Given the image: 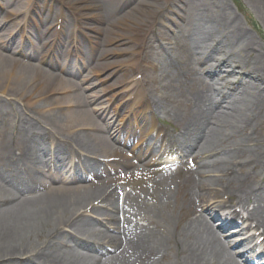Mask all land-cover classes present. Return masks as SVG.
<instances>
[{
    "label": "bare ground",
    "instance_id": "bare-ground-1",
    "mask_svg": "<svg viewBox=\"0 0 264 264\" xmlns=\"http://www.w3.org/2000/svg\"><path fill=\"white\" fill-rule=\"evenodd\" d=\"M48 1L51 2L47 5ZM162 1L164 2L165 0H141V10L136 9L134 12L118 18L115 23L117 25L115 27L118 29L115 32L117 35L115 40H118L121 45L126 42H133L135 45L141 46L143 40L141 41L136 29L137 25H139L137 23L140 21L139 14L142 11L147 18L151 17L155 5H160ZM45 2L46 7L44 6V10H51L50 7H52L53 0H45ZM56 2L59 5L56 11L50 13L48 17L43 16L39 20L38 17H33L34 15L29 14L34 6L32 0H0V11L4 10L6 12L3 20H0V100L3 99L0 102V112L7 108L12 109V103L15 106L17 103L20 106L18 105L14 108L18 107L31 122L28 124L29 131L26 133L27 135L19 137L14 145L8 146L4 155L9 158H18L24 163L27 162L25 163V167H27L33 152L30 146L31 143L37 144L39 142L36 140L47 137L51 139L61 137L67 148L75 151L80 157L85 154V159L83 160L85 172L81 173L77 170V166H71V160L67 162L66 146H63V149L55 148L53 152L55 157V167L53 168L56 169L58 175L54 176L51 172L52 167L49 166V177L47 178L50 183L46 181L47 185L43 182L39 186L37 185V190L42 189V193L44 192L45 195L24 198L18 200L15 204L8 205L6 193H0V223H2V226L0 225V258H9L11 260L30 254L31 258L29 260L35 262L40 253L48 255L50 251H54H49L51 243L67 228H71L74 233L81 236L77 239L73 235L64 232L80 248L84 245L86 246L90 240L97 241V231L86 228L83 223L79 222V218L86 216L83 214L87 210L86 207H88L86 203L94 200L92 198L98 195V198L102 199L101 202L105 206L123 214V221L122 219L114 220L116 228L123 234L124 241L117 236H108L109 242L113 246V254L111 260L105 264H238L219 236L206 229V224L208 223H205L203 216L195 220L189 218L188 221L187 217L193 215L194 212H197L200 207L205 205V207H208L206 209L208 215L216 216V218L218 215L221 225L229 228L232 223L225 220L229 216H226V209L220 198H222V194L230 192L232 194L235 193L239 200L241 199L239 202L244 211L248 210L246 209L247 206L253 205V209L248 215L256 219V217L261 216L260 212L264 213V209L260 206L261 196L264 193L257 190L262 184L254 181L239 182L230 188L229 186H223L224 183L221 178L215 177L206 179L200 184V181L194 179L195 176H201L203 173L198 170V167L191 169L189 172L187 171L186 175L179 180L170 177L148 181L145 178L146 174H141L138 170H133L130 173L124 172V175L118 178L119 181H130L129 183L133 186H143L147 181L150 184L138 194L124 192V190L114 187V181L113 183L106 182L107 185L111 184L109 187L107 186L109 191L107 187H104L105 183L93 185L81 183L87 182V177L89 178L90 176L94 177L95 180L103 178L101 177L104 175L103 167H117L122 164H125L126 167L131 166L130 162L132 160L128 159L129 156L115 148V145L110 140L113 137L117 143L123 145L126 140L135 141L137 137L130 130L131 120L134 122L138 121V127L140 128L147 126L148 131H146V134L158 129L154 120L150 118V113L154 112L153 107H157L160 100L152 96L148 98L146 95L145 97L144 90L141 87L143 82L133 80L131 76L128 81L124 82L123 88L120 89L123 93L128 94L129 103H127L118 122H114V117L118 114L117 110L120 108V104H117V107L113 110L112 113L114 115L111 118H109L110 107H103V110L100 111L91 107L92 103L99 100L98 94L100 92L94 91L95 95L85 96L84 91L89 89L90 86L84 87V83L92 76L94 78L103 73L112 65L109 61L99 63L100 59L109 58L129 50L127 48L123 50H100L101 42H99V45L97 40L94 39V37L96 38V32L100 28L97 25L99 24L98 21L107 12L106 5H101L98 0H57ZM188 3L189 0H184L180 8L186 10L185 6ZM119 10L115 11L114 14L119 13ZM71 18L76 23L73 31L69 29ZM34 20L40 24L56 22V26L62 25V33L58 37L52 27H48L43 33L45 37L53 38L52 44L57 40L56 44L63 46L67 44V46H70L72 42L76 41L82 48L85 45H82V41L79 40L80 34L78 32L81 30L79 23H85L86 30L92 33L86 37L89 43L87 45L90 46L89 51L87 52L83 49V60H85V63L80 61L82 63L79 64L80 70H75L76 63L72 62L67 71V75L80 78V82H77L74 78L70 79L51 73L45 67L31 63L32 61L42 64L47 63L49 62V56L53 55L52 44L33 43L34 48L33 46L31 48L27 39L23 38L25 36L23 35L24 27L29 22H35ZM229 20L227 16L224 18V32H220L216 36L215 32L207 30L204 26L200 27L197 23L193 24L194 20L187 18L186 23L189 24V27L192 26L196 45L200 49L201 63H204L205 66V68L202 67V71L205 72V75L221 74L220 79H223L224 74L235 72V68H237L236 58L232 57V53L228 51L225 53L221 41L217 40L218 37H224L228 45L238 43L237 46L240 51L244 47H250L253 50H257V52L262 51L261 49H256L255 45L253 47L254 37L251 34L231 27L232 21ZM32 26H34V23ZM121 30L124 32L120 33ZM125 31L129 33L127 34ZM14 32L15 34H13ZM19 32L22 34L17 37ZM144 36L149 42L150 35L145 34ZM99 50L101 52L97 56L96 52ZM240 51L239 56L242 55ZM69 53L70 50L64 55L62 59L63 65L71 56ZM217 53L224 54V59L217 58L215 56ZM73 56L75 55L73 54L71 57ZM57 58L54 55L52 59L54 67H57L60 63ZM26 59L28 61H25ZM209 60L214 62L211 63L212 61ZM206 61L207 63H205ZM92 62L96 63V65L91 72L83 71V64L89 65ZM128 63L129 72L132 73L137 66L132 62ZM252 68L256 70V74L252 77L249 74L244 77L247 79L243 80L242 83H246L244 84L246 88L241 83L242 92L240 93L238 90L236 95L230 97V101L227 104H225L227 101H224V99L229 97L227 93H214L213 84L205 78H199L195 81V78L190 76L191 83H193L190 93L194 99V106L198 108L196 109L201 113V116L197 118L196 128L193 129L190 137L181 144L184 145V149L181 148L180 150H182V153L186 152V154L184 153L185 157L197 147L195 159L196 157H203L207 153L216 154L217 152L228 150L229 145H237L241 153L247 154L248 149H245L242 143H230L232 141L231 139L228 140V127L224 126L221 120L218 121L216 116L213 117V122L209 118V113L211 107V109L214 108L213 114L218 115L215 114L218 113L215 108L219 106L230 111L234 109V113L240 114V116H246L248 113L256 114L262 110L263 104L258 98L259 96L254 92L253 94L249 93V88L252 82L264 88V67L257 64ZM114 72L110 74L112 75ZM49 96L51 99L44 102L43 99L45 100ZM92 97H95V99H92ZM113 97L115 95L110 98ZM218 98L220 102L217 100ZM137 102L143 105L141 109L137 106ZM205 104H208L206 108ZM99 113L107 114L104 125L97 119V114ZM211 115L212 113H210ZM248 121L249 118L246 122ZM247 125L252 132L257 130L255 119H252ZM189 126L190 123L186 122L183 128L187 130ZM123 132L125 133L124 137H122ZM159 134L160 132H158V136ZM132 135L134 138L131 140ZM142 140L140 138L138 142L132 144L131 150L138 158H143L147 153L141 149ZM40 144L42 145L43 142H40ZM137 145H140L138 151H136ZM42 149L44 155L49 156V149ZM250 156L253 158V163L264 168V154L261 151L256 149ZM67 170H72V172L67 173L70 172ZM31 172L33 173L32 170ZM23 175V173H20L19 177L16 176L14 178L17 179ZM61 176V185L58 187L50 185L57 183V177L59 182ZM231 178L237 180L239 176L234 173ZM16 179L14 181H17ZM79 182L81 185L67 186V184ZM262 188L263 186L261 190ZM47 191L49 192L47 193ZM212 199L213 203L209 202ZM93 209L95 207L91 208V210ZM133 217L138 221L133 227L126 229V226H131ZM182 220H186V222L180 228L179 224ZM140 221L146 224L139 225ZM255 228L257 230L263 229L264 220H256ZM100 240L104 243L105 238H100ZM98 247L100 248V246ZM92 248L95 249L91 246ZM177 251L186 253L185 261H180ZM97 252L99 254L105 253L103 248L97 249ZM53 253L57 254L58 251L56 250ZM58 257L60 258L59 255ZM60 260L64 261L62 258ZM67 263L85 264L75 258H69ZM38 264L43 263L39 262Z\"/></svg>",
    "mask_w": 264,
    "mask_h": 264
},
{
    "label": "rangeland",
    "instance_id": "rangeland-1",
    "mask_svg": "<svg viewBox=\"0 0 264 264\" xmlns=\"http://www.w3.org/2000/svg\"><path fill=\"white\" fill-rule=\"evenodd\" d=\"M32 1H35L36 5L40 7V9H36V13L34 14L39 18V20H41V16H46L51 13H49L48 10H44V6L46 7L45 0ZM56 1L57 0H53L52 7H50L51 11L53 10V12H55L56 8L59 6L57 5ZM140 1L141 0H98L101 5H106L107 8V12L105 13L104 17L102 19H99L98 21L99 24L97 25H99L100 28L95 34L96 38L94 37L99 45V42H101L100 50H123L127 48L129 51L121 52L109 58L107 57L100 59L99 63H105L106 61H109L112 65L108 67V69L103 73L94 78L92 76L90 79H88L87 82L84 83V87L90 86L89 89L84 91V95L89 97L95 95L94 91L100 92L98 94V101L100 102L94 100L95 102L92 103L91 107L97 109V111L103 110V107H110L109 118L114 115V113L112 112L115 107H117V104H120V108H118L117 110L118 114L114 117V122H118L120 120V115L127 105L128 95L125 94V92L123 93L122 90L120 91V89L123 88L124 82L126 80L128 81L131 76L133 77V80L138 79L143 82L141 87L148 98L152 96L160 100V103L157 105V107H153V115L155 117L157 126L165 134L168 132H173L174 130H178L179 133L180 131H182V128L184 127V124H186V122L190 123L189 129L196 128V121L197 118L201 116V113L197 111L198 108L194 106V99L190 93V89L193 86L190 76L192 78H195V81H197L199 78H205L208 82L213 84L212 87L214 88V93H227V96L229 95V97L224 99V101H227L225 104H227L230 101V97L236 95L238 90L240 93L242 92L241 83L243 80L247 79L244 77L248 76V74L251 75V77L256 74V70L252 67L257 64H260L264 67L263 0H189V3L185 6L186 10L180 8L181 4L184 3V0H165L166 2L162 1L160 5H155L151 13V15H153H150L151 17L149 18H147L145 13H143L142 11L140 12V21L137 23L139 25H137L136 29L137 34L139 33L138 36L141 38V41L143 40V44L141 43V46H137L133 42H126L125 44L121 45L118 40H115L117 37L115 32L118 30L117 27H115L117 26L115 24L116 20H118V18L122 16L127 15V13L134 12L136 9L141 10ZM50 2L51 1H48L47 5ZM118 10L119 13L114 14V12ZM5 13L6 12L4 10L0 11V20H3ZM226 16L230 19L229 21H232L231 25L229 23L231 27H235L239 31H245L251 34L254 37L253 47L255 45L256 49H261L262 51L257 52V50H253L250 47L241 48L242 51H240V48L237 46L238 43L235 45H228L224 37H218L217 40L221 41V44L223 46L222 48L224 49L225 53L227 51L229 53H232V57L234 56L236 58L238 64L237 68H235V72L224 74L223 79H220L221 74L209 76L205 75V72L202 71V67L205 68V66L204 63H201L202 61L200 57V49H198L196 45V41L192 32V26L189 27V24L186 23V21L187 18L194 20L193 24L197 23V25H199L200 27L204 26V28L215 32L214 34L218 36V33L224 32V18H226ZM39 20L37 19V21ZM70 20L71 21L69 22V29L73 31L75 29L76 23L75 20H72V18ZM34 21L35 22H29L28 27L25 31H23V35H25L23 36V38L27 39V42L29 43V46H31V48L32 46L34 48L33 43L44 44L50 40L43 35L48 27H52L53 30L56 29L55 22L40 24L37 23L36 20ZM33 23L34 26H32ZM91 23L94 25L93 22ZM79 24L81 25L79 40L82 41L81 44L85 45V51L88 52L90 46H88L89 43L86 40V36L91 35L92 33L86 30L87 28L85 26V23L80 22ZM172 24H174V26ZM169 29H172V31L169 32ZM121 32L124 31L121 30L120 33ZM125 33L128 34L129 32L125 31ZM13 34H15V32ZM21 34V32L17 33V37H20ZM145 34H147L148 36L150 35L149 42L145 38ZM70 46H67V44L65 46L60 44L59 46H54V48H56L57 50L54 51L55 55L60 61L59 65L62 66V59L64 58V55H66L68 49H70ZM100 50L96 52L97 56L100 54ZM238 50L241 52V56H239ZM223 55L220 53L215 54L217 58L224 59ZM125 60L128 62H132L135 66H137L132 73L129 72V63ZM25 61H28V59H26ZM82 61L84 62L85 60L82 59ZM72 62L78 65V59L76 61V58L74 57L71 58V63ZM213 62L214 61H212L211 63ZM31 63L41 65L40 62L37 61H32ZM205 63H207V61ZM83 65V71L88 73L91 72L96 63L94 64L92 62L89 65ZM41 66L45 67L51 73L64 76L59 72V69L53 70L48 64H44ZM113 71L115 72L111 75L110 73ZM66 78H74V80L80 82V78L78 77L67 76ZM91 83L95 84L90 85ZM242 84L244 85L246 83ZM250 86L251 87L249 88V93L253 94L254 92L256 95H258V98L263 104L262 110L259 113H248L246 116H240V114L234 113V109L230 111L226 110L225 108H220V106H217L218 108H215L218 112L215 114L218 115L213 114L214 108L211 109V107L210 113H212V115L210 116L209 113V118L213 122V117L216 116L218 121L221 120L223 125L228 127V140L231 139L232 141L230 143H242V146H244L245 149H248L247 154L241 153L237 145H229V149L224 150L225 152H215L216 154L207 153L203 157H196L195 159L194 156L197 154L196 151L198 150V147L189 155L187 154V157H185L186 152H184V154L182 153V150H180L181 148L184 149V145L180 146L181 148H178V141L176 142L177 145H174L173 148H171V150L169 151L171 152L169 157L170 161L162 162V165L156 166L155 168L148 167V170H142L147 168L138 164L140 168L138 169V172L141 174L143 173L144 175L146 174L145 178H147L148 181L151 179L156 180L158 178L170 177L179 180L186 175L187 171L189 172L191 169L198 167V170L203 173L201 176H195L194 179L196 181H200V184L204 180L214 177L221 178V181L224 183L223 186H229L230 188H232L233 185L238 184L239 182L246 183L248 181H254L255 183L262 184L257 190L261 193H264V168L256 163H253V158L252 156H250L256 149L264 154V88L253 82ZM244 87L246 88V85H244ZM112 95H115V97L110 98ZM49 99H51L50 96L46 97L45 100L43 99V101L46 102ZM92 99H95V97H92ZM2 100L3 99H1L0 102ZM217 100L220 102L219 98ZM18 105L20 106V104L16 103V106ZM16 106L14 103H12V109L7 108L0 112V139H2V141H0V193H6V197H8V205H11L12 203L15 204L18 200L24 199L25 196H27V198H32L34 196L40 197L42 195H45L44 192L42 193V189L37 191L35 187H37V185L39 186L41 182L45 183L46 185L50 182L47 178V175L45 177H41L38 172V174L36 173V170L42 173H47L49 170V166H54V162L48 160L50 159L49 157L47 158V156L45 157L44 155H42V148L54 150L55 144H57L58 148L60 149H63V146H66L64 145L63 139L61 137L52 139L47 137L45 139L36 140L39 142L37 144L29 143L33 152L32 156H30L27 167H25V163L27 162L24 163L21 162L18 158H9L4 155L5 149L8 146H10L11 144L14 145L19 137H25L27 135L26 133L29 131L28 124L31 123L28 117L23 115L22 111L18 107L14 108ZM207 106L208 104H205V108ZM106 116V113H99L97 114V119L104 125ZM248 118V122H250L252 119H255V123L257 126V130L255 132H252L249 129L247 125L248 122H246ZM110 141L113 145H115V148H118L122 153L125 152L124 154H126L127 156L129 155V152H127L128 150L123 148L121 144H118L116 140L113 139V137ZM40 142H43V144L41 145ZM177 155L179 159H177ZM84 156L85 154L81 155L80 157L79 154L67 148L66 146L67 162H69L70 157L74 158L73 162H77L75 165H78L76 168L80 172L81 165L82 167H84V162L82 160V158L85 159ZM75 157H77V159ZM80 158L82 161L80 160ZM119 159L121 160V158ZM119 167L120 166L112 168L113 170H115V168ZM233 169V172L239 176V179L237 180L231 178V176L234 174L232 172ZM31 170L33 171V173H30ZM102 170L104 175L101 177L103 178L95 180L94 177L90 176L89 178L87 177V182L81 183L85 185L105 183L104 187H109L111 184L107 185L106 182L113 183L114 181V187L120 188L124 190V192L127 191L135 194H138L141 190L150 185L147 181L143 186L131 187L127 184V181L118 180V178L123 175L120 170L113 171L112 174H109V172L107 171V167H103ZM124 170H127V172H132L135 169L123 168V171ZM82 172L84 173L85 170ZM20 173H23L24 175L19 178L18 184L16 181L12 180V178L16 176L19 177ZM23 178H25L26 180H22ZM39 178H41L42 181ZM61 180L62 177L60 178L59 182L57 178V183L50 185L58 187L62 184ZM27 181H29L30 183H28ZM36 181L40 182L36 183ZM192 182L194 181L192 180ZM81 183L79 182L67 184V186L72 187L78 184L81 185ZM21 184H23L26 189L35 191L28 194L26 192H22ZM262 186L263 188L261 190ZM108 187L107 190L109 191ZM48 192L49 191H47V193ZM181 198H183V196H181ZM92 199L94 200H90L88 203H86L88 204V207H86L87 210H83V214L86 216H81L79 218V222H81V224L83 223L86 228L97 231V241H92L89 239L90 242L87 243V245L89 244L91 246H100V248L101 246H103L102 248L104 249L105 253L99 254L93 252V250H84L83 248L76 246L73 242V239L65 235L64 232L73 235V237H76L77 239L81 236L74 233V230H72L71 228H67L59 236H57L50 245L51 248H49V251L57 250V254H54V251H50L48 255H42L40 253L38 259L35 260V262L29 260L31 258L30 254H25L21 258H15L11 260H9V258H0V264H38L39 262L43 264H68L67 261L69 258H75L77 261L83 262L85 264H105L110 261L113 254V246L109 242L108 236H117L122 240L124 239L122 232L120 233L116 228L114 220L122 219L123 221V214L118 213L116 210L105 206L101 202V199L98 198V195H96V197ZM220 199L223 202L226 213H232L233 215H230V218H228L227 220H233L237 223L240 222L241 228L239 229H243L244 233L246 232L245 229L249 228L250 226L253 227L252 232L256 231V220H264V213L262 212H260L261 216L256 217V219L249 217L248 214L250 211H252L253 205L250 204L246 207V209H248V212L244 211L242 205L239 202L241 199L239 200L238 196L235 193L232 194L228 192L227 194H222V198ZM209 202L213 203V199ZM260 206L264 209V194L261 196ZM93 207H95V209L91 210V208ZM207 208L208 207H205V205L200 207L197 212H194L193 215L187 217V221L189 218H191V220H195L203 216L205 218V223H208L206 224V229L213 234L216 233L223 244L226 245L228 252L236 259L237 263L243 264L244 260L243 258L240 259L237 256V254H239V251L237 250V246H234L235 241L239 239L238 235L232 236V233H227L220 230L218 226L221 223L220 220H218V215L217 218L216 216L208 215L206 211ZM217 212L219 211L217 210ZM136 221L138 220L133 217L131 226H126V229L133 227L134 224H136ZM185 222L186 220H182L179 224V227L182 228V225ZM143 224L146 223L142 221L139 222V225ZM0 225L2 226V223H0ZM263 231L264 228L259 230L258 232L261 233V235L263 234L262 237L264 238ZM100 238H105L104 243L101 242ZM58 255L64 261H61ZM177 255L180 261H185V252L177 251Z\"/></svg>",
    "mask_w": 264,
    "mask_h": 264
}]
</instances>
